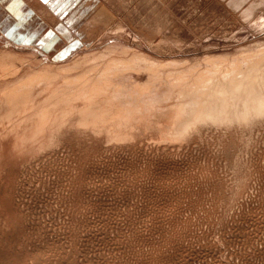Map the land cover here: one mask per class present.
<instances>
[{"label": "rangeland", "instance_id": "rangeland-1", "mask_svg": "<svg viewBox=\"0 0 264 264\" xmlns=\"http://www.w3.org/2000/svg\"><path fill=\"white\" fill-rule=\"evenodd\" d=\"M18 1L0 264H264V0Z\"/></svg>", "mask_w": 264, "mask_h": 264}, {"label": "crops", "instance_id": "crops-1", "mask_svg": "<svg viewBox=\"0 0 264 264\" xmlns=\"http://www.w3.org/2000/svg\"><path fill=\"white\" fill-rule=\"evenodd\" d=\"M19 5L20 3L18 0H0V33L2 35L4 33L6 37L14 38V40L26 44L32 40H35L38 44L44 42V46V37L49 39L55 38L56 36L60 37V35H54L50 30L51 28H48V25L45 23V21L40 20L37 17L38 15L35 16V13L30 14V12L25 14V12L22 10L24 9V6L18 7ZM12 9L17 12V15L12 11ZM25 15H27V20L24 19ZM55 25V30H57V28L60 29L63 27V24H61L59 21H57ZM44 27L46 28L45 32L43 30ZM65 31L68 32L67 30L63 29V32ZM35 32H37V35ZM63 32L62 37H64Z\"/></svg>", "mask_w": 264, "mask_h": 264}]
</instances>
